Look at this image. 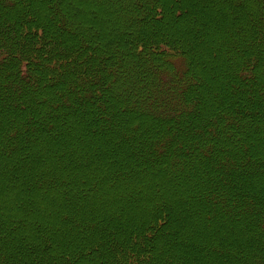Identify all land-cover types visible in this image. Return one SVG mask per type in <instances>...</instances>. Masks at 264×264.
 Wrapping results in <instances>:
<instances>
[{
	"label": "trees",
	"instance_id": "16d2710c",
	"mask_svg": "<svg viewBox=\"0 0 264 264\" xmlns=\"http://www.w3.org/2000/svg\"><path fill=\"white\" fill-rule=\"evenodd\" d=\"M0 264H264V0H0Z\"/></svg>",
	"mask_w": 264,
	"mask_h": 264
}]
</instances>
